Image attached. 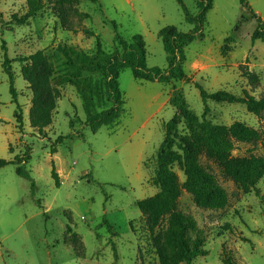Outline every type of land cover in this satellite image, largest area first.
<instances>
[{
    "label": "rangeland",
    "instance_id": "obj_1",
    "mask_svg": "<svg viewBox=\"0 0 264 264\" xmlns=\"http://www.w3.org/2000/svg\"><path fill=\"white\" fill-rule=\"evenodd\" d=\"M180 1L190 15L197 14L195 0ZM246 1L264 21V0ZM55 2L40 0L42 9L27 26H13L11 16L23 15L27 0H0V161H13L30 150V159L21 165L25 177L17 175L14 164L0 168V264H158L135 204L158 192L152 184L155 155L164 125L176 113L169 100L180 94L200 117L204 104L197 85L207 93L224 90L243 96L246 91L264 99V43L251 42L257 23L240 0H213L200 33L184 49L182 78L167 84L147 82L123 70L118 79L123 111L113 125L92 133L80 95L62 80L74 72L63 51L94 56L99 39L110 53L118 49L116 33L126 42L140 35L146 66L167 69L159 32L173 26L187 34L194 26L187 23L178 0H80L63 8ZM39 50L52 66L58 92L52 123L42 133L30 127L32 95L20 73L22 64L14 61ZM5 54L12 61L16 101L2 68ZM246 71L257 76L255 84L244 77ZM17 106L20 131L14 118ZM206 106V119L213 124L240 122L262 133L259 142H234L231 157L264 156V112L252 115L241 104L208 101ZM106 107L97 103L95 110ZM60 136L65 139L50 154ZM199 163L225 190L228 205L219 211L201 209L181 189L175 210L196 223L206 252L184 264H264V177L245 193L215 161L201 155ZM53 167L59 187L51 177ZM173 171L181 186L183 173L178 167ZM166 221L159 230L166 228Z\"/></svg>",
    "mask_w": 264,
    "mask_h": 264
},
{
    "label": "trees",
    "instance_id": "obj_2",
    "mask_svg": "<svg viewBox=\"0 0 264 264\" xmlns=\"http://www.w3.org/2000/svg\"><path fill=\"white\" fill-rule=\"evenodd\" d=\"M80 0H56L58 8L77 5ZM97 3V0H86ZM198 12L195 16L185 11L187 23L194 26L187 34L179 32L170 26L162 29L158 37L162 41L167 55V69L148 68L146 66V50L143 37L135 35L129 42L124 41L118 33L115 42L118 49L105 52L99 39L96 41L94 56L73 50L63 51L69 66L74 69L70 76L62 80L74 86L81 97L85 112V124L92 133L101 127L113 125L123 111V99L119 89V75L125 69L132 71L133 77L140 81L160 82L167 84L182 78L181 64L184 60V49L195 40L205 23L208 11L212 9L213 0H195ZM240 4L255 19L257 26L251 36V42L256 40L264 43V21H262L248 6L246 0ZM42 9L40 0H27V11L18 16H11L10 25L27 26ZM86 18L87 15H85ZM115 28V25H113ZM84 33L94 36L89 30ZM5 50V47L3 46ZM14 61L22 64L20 73L31 91V107L29 109V124L38 132L49 127L52 123L53 112L56 109L58 92L53 87V69L43 50L31 55L18 57ZM11 60L4 55L2 68L10 82L9 91L16 101L14 77L11 70ZM84 73H88L84 76ZM244 77L250 83L257 82V76L246 71ZM200 98L204 104L203 114L198 117L191 113L184 99L174 93L169 105L176 109L172 119L164 125V138L155 155V170L152 184L158 189L151 198L137 201L135 206L145 219L146 228L150 235L152 246L158 259V264H184L193 262L198 256L206 255L204 251L205 238L196 227V223L189 217L177 212L176 204L181 189L192 196L194 203L204 210L219 211L228 205V195L219 186L215 176L205 170L199 163V157L207 158L219 164L224 175L229 178L240 190L247 193L264 177V156H250L247 158H233V143L252 144L262 140V133L235 122L231 125L213 124L206 119L208 101L217 104H241L252 115L260 116L264 112V99L257 100L246 91L243 96H236L224 90L207 93L197 85ZM107 105L96 112V104ZM104 103V104H103ZM20 107L14 113L19 131L22 130V116ZM65 137L60 136L51 145L50 154L56 153L57 145ZM29 151L13 161H0V168L16 165V173L26 176L21 165L30 159ZM174 167L183 173L184 182L180 186ZM51 177L55 186L59 187V177L52 168ZM33 187V185H32ZM167 217L166 228L159 230Z\"/></svg>",
    "mask_w": 264,
    "mask_h": 264
}]
</instances>
